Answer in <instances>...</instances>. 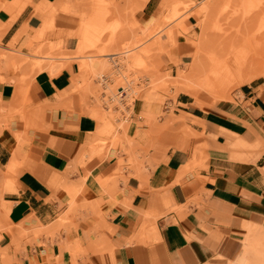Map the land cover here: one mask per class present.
I'll return each instance as SVG.
<instances>
[{
    "label": "crops",
    "instance_id": "1",
    "mask_svg": "<svg viewBox=\"0 0 264 264\" xmlns=\"http://www.w3.org/2000/svg\"><path fill=\"white\" fill-rule=\"evenodd\" d=\"M11 1L0 0V264H235L252 226L264 246V78L205 107L185 94L135 99L128 137L137 163L117 171L128 158L120 146L83 155L98 121L84 112L78 64L61 61L52 74L18 67L42 61L32 55L50 44L76 50L78 20L60 15L41 32L43 0L1 7ZM112 1L121 16L140 10L142 24L168 2ZM185 1L197 5L191 36L203 0ZM185 38L175 30L183 54L169 53L182 63L192 48ZM140 227L159 237L147 230L137 240Z\"/></svg>",
    "mask_w": 264,
    "mask_h": 264
},
{
    "label": "rangeland",
    "instance_id": "2",
    "mask_svg": "<svg viewBox=\"0 0 264 264\" xmlns=\"http://www.w3.org/2000/svg\"><path fill=\"white\" fill-rule=\"evenodd\" d=\"M209 2L211 7L207 9ZM13 3H22L23 6L27 4L26 0H13L1 7L8 9ZM200 4L201 10L195 16L196 33H192L191 37L187 36L189 27L186 21L190 15L194 16L193 10L197 5L185 0H168L164 10L157 17H151L145 24L142 23L147 20L141 15L140 10L131 7L126 9L124 16H121L116 12L120 2L116 5L112 0H43L40 5H35L36 10L42 12L41 32L55 27L53 21L58 13L73 16L78 20L77 30L82 31L79 44L72 52L65 51L62 42L50 44L49 51L42 58L38 56L41 54L40 49L32 55L42 61L25 58L18 67L29 63L32 72L40 68L52 74L50 67L54 64L61 69V61L77 63L79 73L76 76L83 79L81 89L84 112L98 121L94 139L87 144V150L83 155L91 157L89 155L95 149L102 152L120 146L128 158L117 159L112 168L117 171L133 168L136 166L137 156L132 150L134 144L128 133L135 124L131 120L135 88L139 89L135 90L139 92L138 99L150 91H157L162 95L164 103L167 99L175 100L179 94H183V86L191 82L194 88L200 90L199 97L195 99L198 105L202 102L206 105L209 100L223 101L221 94L211 95L212 91L206 77L214 76L217 72L223 77L222 73L226 72L223 68L226 65L231 67L240 83L230 92L233 101V95L239 90L242 82L239 69L250 68L253 65L264 67V0H208ZM206 15L208 18L205 21ZM175 30L185 35V40L192 47L188 51H191V56L185 59V63L169 55L183 54L178 50L181 43L175 42ZM194 34L196 36H193ZM171 45L172 48L168 51ZM118 54L120 55L116 56ZM168 56L169 61L165 59ZM93 62L106 63L101 78L95 75L94 69H91ZM41 64L45 67H40ZM191 67L200 70L196 77L189 76ZM59 68L57 67L56 73L60 71ZM121 74L124 75L123 87L117 84V81L122 79L117 78L118 75L122 76ZM256 77L264 78L261 73ZM114 86L117 87L115 94L118 95L122 91L126 94L120 99L124 103L123 109L120 104L105 100L107 89L111 87L113 89ZM146 97L147 95L144 100ZM167 106L165 104V107ZM145 107L144 114H148L149 106ZM131 122L134 123L130 125ZM141 123L146 124L144 121ZM149 123L152 127V123L150 121ZM124 144L129 145L128 150L124 148ZM147 230L153 233L151 228L142 229L141 234L137 235L138 240L145 237ZM243 242L244 247L246 243L251 247L258 243L264 249L259 237L250 239L248 237ZM238 260L239 258L235 264H257L253 254L242 261Z\"/></svg>",
    "mask_w": 264,
    "mask_h": 264
},
{
    "label": "bare ground",
    "instance_id": "3",
    "mask_svg": "<svg viewBox=\"0 0 264 264\" xmlns=\"http://www.w3.org/2000/svg\"><path fill=\"white\" fill-rule=\"evenodd\" d=\"M206 1H208V0H203V1H201V2H206ZM210 7H211V3L209 2V3H207V9H210ZM208 12V11H207ZM64 16V14H61V13H58V16L54 19V21H53V23H55L56 24V21H57V19H58V17L59 16ZM205 16V15H204ZM207 18H208V16L206 15V19H205V21L207 20ZM203 22V21H202ZM203 23H205V22H203ZM202 23V24H203ZM203 28V27H202ZM203 30H204V28H203ZM203 30H202V32H203ZM192 35V34H191ZM193 36H196L195 34L193 35ZM192 37V36H191ZM202 38V37H201ZM201 38H200V40H199V43H201L200 41H201ZM198 43V42H197ZM126 54H128V53H124V55H126ZM120 54H118V55H116V56H119ZM105 66H106V63H101V62H93V63H91V69H94V71H95V75H97V77H99V78H101L102 77V74H103V71H104V68H105ZM118 66V65H117ZM57 67L59 68V66L58 65H56V64H54V66H52V67H50V68H52V71H53V73H55L56 71H58L57 70ZM126 68H127V66H125ZM257 67V68H256ZM120 68V67H119ZM261 68V69H260ZM60 69V68H59ZM116 69H118V68H116ZM127 70V69H126ZM223 70H225L226 72H224V73H222V74H224V76L223 77H221V75H220V73L219 72H217V73H215V75L214 76H210V77H206V81H207V84L209 85V87H210V89H211V91H212V93H211V95H213V96H217L218 94H221V98H222V100L223 101H232V99H231V90L235 87V86H239V82L237 81V79H236V77H235V74L233 73V71H232V69H231V67L230 66H226L225 65V67L223 68ZM222 70V71H223ZM125 71V70H124ZM239 71L241 72V76H242V82L244 83V84H246V85H249V84H252V82L253 81H255L256 79H257V77L256 76H258L260 73H261V75H263L264 76V67L262 68V67H258V66H256V65H253L252 67H250V68H241V69H239ZM122 72V71H121ZM199 72H200V70H198V68L197 69H194V68H190L189 69V76L190 77H196L197 76V74H199ZM115 73V72H114ZM126 74V73H125ZM226 74V75H225ZM110 75H112V74H110ZM116 75V74H115ZM122 76H119L118 75V77L117 78H119V77H122V79L121 80H118L117 81V84H119L120 86H122L123 87V85H122V80L124 79V75L123 74H121ZM109 78V77H108ZM113 78H114V75H113ZM112 79V78H111ZM111 81H113V80H111ZM127 83H128V81H127ZM125 85H127V84H125ZM129 85V84H128ZM20 86V85H19ZM118 86V85H117ZM130 86V85H129ZM124 87H126V86H124ZM21 88H23V87H21ZM116 88L117 87H115L114 86V88L112 89V87H111V89H107V92H106V98H105V100L106 101H108L109 103H118V104H120L121 106H122V109H123V102H122V100H120L121 98H123L126 94H125V92L123 93V91L122 92H120V94H115V90H116ZM200 88H202L201 86H200ZM125 89V88H124ZM132 89H134V87L132 88ZM136 89H138V88H135L134 90H133V92H134V94L136 95V96H134L135 97V99H137V98H139V92H137V91H135ZM123 90V89H122ZM118 91V90H117ZM19 92V91H18ZM128 92H130L129 91V89H128ZM131 93V92H130ZM182 93L183 94H185V95H188V96H190L192 99H197L198 97H199V95H200V90H198L197 88H194L193 86H192V84H191V82H187V84L186 85H184L183 86V88H182ZM18 94V93H17ZM133 93H131V95H132ZM20 95V94H19ZM133 96V95H132ZM129 97V96H128ZM21 98V97H20ZM20 98L18 99V100H20ZM130 99V98H129ZM135 99H133L134 101H135ZM147 99V98H146ZM111 101V102H110ZM125 101V100H124ZM128 102V101H127ZM126 104V103H125ZM131 105V104H130ZM201 107H204V105H205V103H200L199 104ZM129 106V105H128ZM124 107H126L125 105H124ZM125 110V109H124ZM82 154V153H81ZM81 160V159H80ZM79 162V161H78ZM73 167V166H72ZM143 223V222H142ZM141 223V224H142ZM146 223V222H145ZM145 223H144V225H145ZM146 226V225H145ZM141 228V227H140ZM142 229V228H141ZM144 229V228H143ZM139 232H138V234L137 235H139V234H141V231L140 230H138ZM261 230H260V228H258V227H256V226H252L248 231H247V234H246V238H248L249 237V239L250 238H254V237H259V234L261 233L260 232ZM158 231H157V229H156V227H154L153 228V233H154V235L156 236V237H159L158 236V233H157ZM137 240H138V238H136ZM156 239V238H155ZM253 247V246H252ZM248 243H246V245H245V247L243 248V251L241 252V254L239 255V260L238 261H242V260H244V259H246V258H248L250 255H252L253 254V256L255 257V259H256V263L257 264H264V249L263 248H261L260 247V245H258V243H256L255 244V246L252 248Z\"/></svg>",
    "mask_w": 264,
    "mask_h": 264
}]
</instances>
